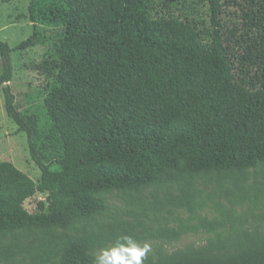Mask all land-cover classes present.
Segmentation results:
<instances>
[{"label": "trees", "instance_id": "trees-1", "mask_svg": "<svg viewBox=\"0 0 264 264\" xmlns=\"http://www.w3.org/2000/svg\"><path fill=\"white\" fill-rule=\"evenodd\" d=\"M29 18L64 30L45 98L61 157L52 170L49 136L18 112L8 86L11 52L33 45L34 34L14 48L0 40L5 112L40 171L35 183L0 161V236L14 238L0 246L1 264H16L15 249L26 250L23 264H94L95 249L133 238L116 231L114 217L108 228L67 232L105 214L101 194L113 189L157 186L163 196L152 211L193 212L202 207L195 174L234 173L233 189L219 184L218 196L241 200L248 168L264 178V0H33ZM261 184L250 200L264 194ZM36 192L46 204L30 213L23 203ZM36 230L57 232L33 251L18 246L16 232ZM144 264H264V231L232 226L205 246L148 254Z\"/></svg>", "mask_w": 264, "mask_h": 264}, {"label": "rangeland", "instance_id": "rangeland-1", "mask_svg": "<svg viewBox=\"0 0 264 264\" xmlns=\"http://www.w3.org/2000/svg\"><path fill=\"white\" fill-rule=\"evenodd\" d=\"M32 1L0 0V40L14 48L34 34L33 45L11 52L12 77L8 86L14 95V105L18 112L32 127L37 128L36 133L41 134V138L45 135L49 136L45 142V151L51 154H45V160L51 161L52 170H58L59 164L56 161L61 157L60 144L50 122L45 98L54 80L56 45L63 37L64 30L61 25L53 26L31 21L29 12ZM219 71L224 74L225 65H221ZM3 86L4 84H0V161L12 162L38 183L40 171L29 156L26 133L18 132L17 126L5 112ZM231 174L223 171L195 174L196 200L202 203V207L196 208L193 212H189L186 208L152 211L149 208L151 203L157 197L163 196V192L157 186L113 189L104 192L101 197L105 199L108 211L102 216L94 217L92 221L76 223L67 232L77 236L84 232L97 231L99 225L108 228L111 218L114 217L118 224L117 232H122L124 235L129 230L133 235L132 239L138 244L151 245L148 254L172 252L187 246H205L209 241L216 239L217 233L225 235L231 232L232 226L236 229L263 232L264 194L255 200L249 199L254 193L253 187L260 188L261 182H264L259 168L250 167L244 172L242 185L247 191V197L243 200L235 192L232 196L229 194L224 197L218 196L219 184L222 185V190L233 189L231 176L234 173ZM171 193L173 196L178 194L174 186L171 187ZM40 201L46 204V193L36 192L24 201L23 206L30 213L36 212L40 210L38 207ZM224 211L233 217L229 219ZM212 223L224 225L210 230ZM56 232L36 230L16 232L15 235L18 237V246L28 245L33 251L34 247L51 239ZM166 233L169 234L165 235ZM13 242L12 235L0 236V246ZM110 247L111 244L105 248L95 249L93 254L99 256L103 249ZM14 253L16 264H23L21 260L25 257L26 250L15 249Z\"/></svg>", "mask_w": 264, "mask_h": 264}, {"label": "clouds", "instance_id": "clouds-1", "mask_svg": "<svg viewBox=\"0 0 264 264\" xmlns=\"http://www.w3.org/2000/svg\"><path fill=\"white\" fill-rule=\"evenodd\" d=\"M150 251V244L141 246L132 237L123 236L112 247L103 249L94 264H144Z\"/></svg>", "mask_w": 264, "mask_h": 264}]
</instances>
